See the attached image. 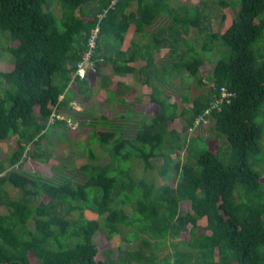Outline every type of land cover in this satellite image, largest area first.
Listing matches in <instances>:
<instances>
[{
    "label": "trees",
    "instance_id": "trees-1",
    "mask_svg": "<svg viewBox=\"0 0 264 264\" xmlns=\"http://www.w3.org/2000/svg\"><path fill=\"white\" fill-rule=\"evenodd\" d=\"M55 2L59 14L54 0H0V33L17 43L0 42L14 60L0 69V141L17 143L0 159V264H264V53L255 49L264 0H214L222 19L236 11L219 31L205 0ZM133 26L139 38L123 49ZM96 27L95 70L81 77ZM108 64L117 76L137 74L148 92L128 102L133 86L118 80L114 92L102 75L110 100L129 105L111 118L91 113L81 152L89 159H64L51 176L24 169L26 157L52 159L44 140L66 117L82 123L72 101ZM183 82L206 89L192 99ZM204 124L215 135L205 137ZM214 136L227 145L211 148ZM159 158L168 182L136 171L154 170ZM99 231L126 241L117 258L97 259Z\"/></svg>",
    "mask_w": 264,
    "mask_h": 264
},
{
    "label": "rangeland",
    "instance_id": "rangeland-1",
    "mask_svg": "<svg viewBox=\"0 0 264 264\" xmlns=\"http://www.w3.org/2000/svg\"><path fill=\"white\" fill-rule=\"evenodd\" d=\"M183 3H198L199 0H179ZM206 5L208 6L209 10L212 11V21L211 26L213 27V30H223L225 28H228L230 24L233 21V16L236 13V11L228 7L226 11V19H222L221 13L223 12V6L214 4V0H205ZM175 3L174 1H172ZM179 3V2H177ZM52 7L55 9V11L59 14L60 13V5L59 3L55 2L52 4ZM215 13V16L214 14ZM216 13H219V15H216ZM262 17L264 18V13L262 14ZM138 39L139 33H136L135 27L133 26L131 30L127 33L126 42L123 46V49H127L131 46V40L132 39ZM264 41V34L262 37L256 42L255 49L259 56L263 55L264 48L262 46ZM0 42H3L4 44H17L14 42L9 41L8 37L4 34L0 33ZM167 49L162 51V55L165 54ZM143 61H140L138 64L142 63ZM14 65L13 56L9 51H7L4 47L1 46L0 49V69L7 71L10 70ZM210 64H206V66L203 67V74L204 79L208 80L206 77V74L210 72ZM102 75L106 76L110 80V89L112 91H116V87L118 86V80L126 81L128 84L133 86V88L126 94L125 99L126 101L130 102L133 101L139 97H142L143 94L147 91V88L144 84H142L140 78L137 76V74H130L125 77H120L115 74H113V70L110 64H108L101 74H96L91 81H89V84L91 85V91H89L86 96L81 93H77L74 100L72 101V105L77 110H81L83 115L81 120V124L75 125V121L72 122L70 118L66 117V114H62L61 117H66L68 121V126L59 125L57 128L53 129L52 134H50V140L45 139L44 144L47 146L49 150L53 151V157L52 159L45 163L36 159H33L32 157H26V159L23 161V168L31 171V172H38L45 176H51L53 173H55V169L53 168V165H57L59 163L62 164V160L72 158L76 163H80L83 161L88 160L89 151H84V155L82 152V146L86 143H90V132L93 128L92 125L88 124V121L90 120L91 113L97 117H114L116 111H125V109L128 107L129 104L125 105L122 104L119 101H112L109 98L107 89L105 86H103L102 83ZM181 85V86H180ZM179 87L185 88L190 94L192 95V99L199 93L203 92L206 87L198 88L197 86H194L193 84H189V82H183ZM149 89V88H148ZM173 99L179 98V95L174 94V91L171 89L168 92ZM119 97H121V94L117 93ZM127 102V103H128ZM181 103V107L185 105V103ZM131 105V104H130ZM140 105V103L138 104ZM127 106V107H126ZM132 106V105H131ZM135 106V105H134ZM142 109V107H141ZM152 113V112H149ZM72 120H74L72 118ZM183 118H179L174 122L175 127L178 129L184 131L183 126ZM100 128L104 129L105 126L102 125ZM201 128V129H200ZM200 132H203L202 134L205 137H208L210 135H215L214 131H211L208 124H204L202 127H200ZM52 129V128H51ZM59 131L66 135V138L61 139L59 136ZM197 132V131H193ZM192 132V136L194 133ZM199 132V131H198ZM190 135V136H191ZM191 140H193V137H189ZM261 143L264 144V136L261 140ZM209 146L211 148H217L219 146L227 145L226 138L221 136H214L211 140H209ZM17 148V143L15 141V136H12L6 140L0 141V159L8 157L15 149ZM30 148H33L31 146ZM96 149L98 152L102 153L103 149L102 146L99 143H96ZM188 153L187 149L182 150L181 152H172V156L174 159H183L185 158L186 154ZM107 155L105 153L100 154V161L106 162L107 161ZM154 164L156 165V168L154 170H144L142 167L138 166L136 167V171L139 174L145 175L147 177H152L155 175L158 182H168L169 180L160 174V167L163 164V159H153ZM10 189L13 196H19V190L12 187L11 185H7ZM184 208H186V205H183ZM0 211H5L4 207H0ZM96 241L97 245L99 247V253L97 255L98 260H105L109 255L113 257H118L119 250L121 248L126 247V241L124 239H121L120 236L114 237L111 241H107L104 237V234L102 231H99L96 234Z\"/></svg>",
    "mask_w": 264,
    "mask_h": 264
},
{
    "label": "built area",
    "instance_id": "built-area-1",
    "mask_svg": "<svg viewBox=\"0 0 264 264\" xmlns=\"http://www.w3.org/2000/svg\"><path fill=\"white\" fill-rule=\"evenodd\" d=\"M98 32H99V27H96L93 29L92 35H91V39H90V49L85 53L84 55V61H82L79 64L77 73L81 76V77H85L86 73L88 71V69H93L95 70V68H93V62L91 60V56L94 52V49L96 47V38L98 36ZM229 95V93L226 91V89H223V96H227Z\"/></svg>",
    "mask_w": 264,
    "mask_h": 264
}]
</instances>
